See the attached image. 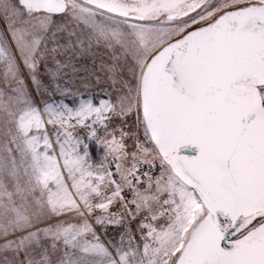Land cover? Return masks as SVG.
<instances>
[{
  "label": "snow or ice",
  "instance_id": "1",
  "mask_svg": "<svg viewBox=\"0 0 264 264\" xmlns=\"http://www.w3.org/2000/svg\"><path fill=\"white\" fill-rule=\"evenodd\" d=\"M0 264H264V0H0Z\"/></svg>",
  "mask_w": 264,
  "mask_h": 264
},
{
  "label": "rangeland",
  "instance_id": "2",
  "mask_svg": "<svg viewBox=\"0 0 264 264\" xmlns=\"http://www.w3.org/2000/svg\"><path fill=\"white\" fill-rule=\"evenodd\" d=\"M97 91H98V90L93 91V92H92V95L95 96V95L97 94ZM92 151H93V153H95V147L92 148Z\"/></svg>",
  "mask_w": 264,
  "mask_h": 264
}]
</instances>
